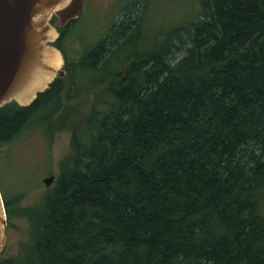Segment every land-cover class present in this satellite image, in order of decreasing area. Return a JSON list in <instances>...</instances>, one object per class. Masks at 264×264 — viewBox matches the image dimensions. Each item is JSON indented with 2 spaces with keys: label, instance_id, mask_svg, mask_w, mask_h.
<instances>
[{
  "label": "trees",
  "instance_id": "1",
  "mask_svg": "<svg viewBox=\"0 0 264 264\" xmlns=\"http://www.w3.org/2000/svg\"><path fill=\"white\" fill-rule=\"evenodd\" d=\"M77 19L57 28L60 51ZM118 22L31 105L0 107L3 146L62 96L113 104L74 130L28 264H264V0H200L199 18L141 55L125 56L133 22Z\"/></svg>",
  "mask_w": 264,
  "mask_h": 264
},
{
  "label": "rangeland",
  "instance_id": "2",
  "mask_svg": "<svg viewBox=\"0 0 264 264\" xmlns=\"http://www.w3.org/2000/svg\"><path fill=\"white\" fill-rule=\"evenodd\" d=\"M199 17L200 0H83L81 15L61 42L65 62L76 59L91 43L97 42L114 22L119 21L124 26L133 22L130 40L133 47L126 49V56L133 51L138 55L157 51L168 31ZM176 45L179 48L172 46V53L168 55L172 63L176 60L173 57L182 56L187 47V43ZM125 56L115 53L114 58L123 60ZM125 64L121 63L119 71L124 70ZM124 74L125 71L121 77ZM77 78L76 89L87 84L83 74L74 76L73 81ZM99 92L87 91L70 102L66 100L72 98L68 100L65 96L64 101L63 96L60 97L57 116L53 113V104L41 108L31 124L9 143L0 146V189L10 201L3 260L12 264H28L33 260L45 200L73 156L74 130L77 131L93 113L113 106L108 93ZM49 176H54V181L45 187L43 180Z\"/></svg>",
  "mask_w": 264,
  "mask_h": 264
},
{
  "label": "water",
  "instance_id": "3",
  "mask_svg": "<svg viewBox=\"0 0 264 264\" xmlns=\"http://www.w3.org/2000/svg\"><path fill=\"white\" fill-rule=\"evenodd\" d=\"M82 7L83 0H0V107L29 106L54 80L66 79L63 54L53 42L60 36L57 28L79 18ZM53 181L49 176L43 183L49 187ZM6 230L0 193V257Z\"/></svg>",
  "mask_w": 264,
  "mask_h": 264
}]
</instances>
